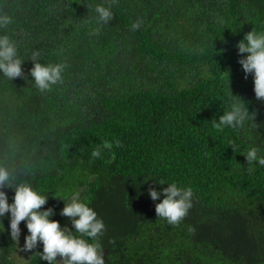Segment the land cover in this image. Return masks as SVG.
Returning <instances> with one entry per match:
<instances>
[{"label": "trees", "instance_id": "16d2710c", "mask_svg": "<svg viewBox=\"0 0 264 264\" xmlns=\"http://www.w3.org/2000/svg\"><path fill=\"white\" fill-rule=\"evenodd\" d=\"M97 5L112 12L108 24ZM3 15L12 22L0 36L24 72H0L9 204L16 185H30L48 197L51 220L101 246L105 264H264V166L245 160L253 147L264 157V101L236 47L252 30L264 34V0H0ZM34 51L35 62L66 65L50 91L29 74ZM239 99L254 120L214 129ZM105 141L113 147L93 158ZM171 183L193 192L178 225L156 216L164 197L148 194ZM77 194L105 225L95 239L60 215ZM0 224V264H47L39 242L21 251L25 222L18 243L8 213Z\"/></svg>", "mask_w": 264, "mask_h": 264}, {"label": "clouds", "instance_id": "9594fccd", "mask_svg": "<svg viewBox=\"0 0 264 264\" xmlns=\"http://www.w3.org/2000/svg\"><path fill=\"white\" fill-rule=\"evenodd\" d=\"M112 2L115 3L116 0H112ZM95 12L98 14L99 21L104 24H108L113 19L109 8L97 5ZM11 22L9 16H0V27L7 26ZM141 23L142 21L133 23L132 29H138ZM236 47L238 54H247L238 60V63L245 73V78L248 74L253 77L255 98L264 101V34H257L252 30ZM39 55L38 51L33 52V67L29 74L41 92L50 91L52 85L62 81V72L66 65H42L35 62ZM22 64V61L17 58L15 44L10 41L8 36H0V72L10 80L22 79L24 77ZM239 101L231 106L230 111L224 112L218 122L212 121L214 129L222 131L225 126H242L250 116L254 120L255 115H250L244 103L240 99ZM114 143L117 147L121 146L118 139ZM231 143L229 141V144ZM101 147L111 149L113 144L105 141L102 146L94 148L91 152L93 158H100ZM257 153L258 149L255 147L247 151L246 162L250 164L258 160V163L264 166V157L258 158ZM13 180L12 172L8 168L0 166V189H11ZM163 183L161 181V184ZM12 191L14 196L11 204L8 203L6 193L0 191V218H3L5 213L9 214L10 237L16 243L19 242L21 234L19 225L22 221L25 222L28 235L24 237V246L21 251H33L39 242L42 245V252L36 254L40 256L41 260L47 261V264H54V262L55 264H105L102 248L98 243H87L85 239L73 236V231H70L68 227L62 228L59 222L51 220L50 217L55 214L52 208L41 210L47 204L48 197L38 194L26 183L16 185ZM148 194L152 201L160 199L161 195L164 197L155 204V214L157 217L166 219L170 225H178L193 206L192 189L179 188L175 183L163 188L162 192L149 188ZM60 215L69 218L72 229L81 236L95 239L105 230L103 221L97 218L94 210L79 201L78 194L72 196L70 203L64 204Z\"/></svg>", "mask_w": 264, "mask_h": 264}, {"label": "rangeland", "instance_id": "374dc122", "mask_svg": "<svg viewBox=\"0 0 264 264\" xmlns=\"http://www.w3.org/2000/svg\"><path fill=\"white\" fill-rule=\"evenodd\" d=\"M20 262H24V261H21V260H19Z\"/></svg>", "mask_w": 264, "mask_h": 264}]
</instances>
